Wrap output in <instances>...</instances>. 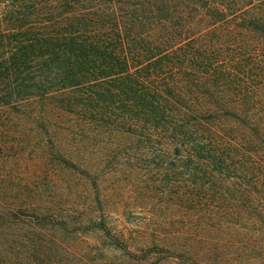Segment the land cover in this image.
<instances>
[{
  "label": "rangeland",
  "instance_id": "1",
  "mask_svg": "<svg viewBox=\"0 0 264 264\" xmlns=\"http://www.w3.org/2000/svg\"><path fill=\"white\" fill-rule=\"evenodd\" d=\"M74 103L50 96L0 112V257L264 264V182L221 174L179 134Z\"/></svg>",
  "mask_w": 264,
  "mask_h": 264
},
{
  "label": "trees",
  "instance_id": "2",
  "mask_svg": "<svg viewBox=\"0 0 264 264\" xmlns=\"http://www.w3.org/2000/svg\"><path fill=\"white\" fill-rule=\"evenodd\" d=\"M50 96L262 183L264 0H0V112Z\"/></svg>",
  "mask_w": 264,
  "mask_h": 264
}]
</instances>
